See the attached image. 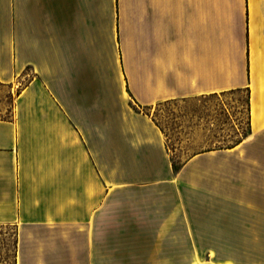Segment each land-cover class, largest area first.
Returning <instances> with one entry per match:
<instances>
[{"label":"crops","instance_id":"obj_1","mask_svg":"<svg viewBox=\"0 0 264 264\" xmlns=\"http://www.w3.org/2000/svg\"><path fill=\"white\" fill-rule=\"evenodd\" d=\"M262 47L264 0H0V84L12 96L0 115V229L14 231V264H79L110 204L124 197L136 223L169 188L158 239L178 211L193 257L264 264ZM242 89L249 133L176 167L153 109ZM79 240L87 251H74Z\"/></svg>","mask_w":264,"mask_h":264},{"label":"rangeland","instance_id":"obj_2","mask_svg":"<svg viewBox=\"0 0 264 264\" xmlns=\"http://www.w3.org/2000/svg\"><path fill=\"white\" fill-rule=\"evenodd\" d=\"M263 74L259 79L260 95L264 96V47L260 49ZM250 91L246 89L228 91L214 96L191 97L157 106L153 114L167 128L170 148H179L174 155V164L202 148L232 146L250 131L249 103ZM0 102L8 108H0V115L8 114L12 103L9 88L0 84ZM264 152V132L254 151ZM178 157V158H177ZM154 203L161 205L159 213L150 212L148 216H137L136 223H127L129 201L122 197L106 208L105 215L98 223L93 254L75 255V263L98 264H208L204 259L193 257L192 242L181 213L175 211L174 225L168 229V237L157 238V229L166 207L170 210L176 203V195L169 188L162 196L154 197ZM187 207L190 215L193 210V191L186 190ZM143 202V201H142ZM137 203H139L137 201ZM145 211V210H144ZM154 213V214H153ZM203 216V211L198 215ZM203 219V218H202ZM8 232V236L4 233ZM2 233V235H1ZM13 233L11 228L0 229V264H14ZM73 243L74 251L88 242ZM7 243V244H6ZM76 247V248H75ZM59 261V260H58ZM88 261V262H87ZM195 264V263H194Z\"/></svg>","mask_w":264,"mask_h":264},{"label":"bare ground","instance_id":"obj_3","mask_svg":"<svg viewBox=\"0 0 264 264\" xmlns=\"http://www.w3.org/2000/svg\"><path fill=\"white\" fill-rule=\"evenodd\" d=\"M253 109V108H252Z\"/></svg>","mask_w":264,"mask_h":264}]
</instances>
